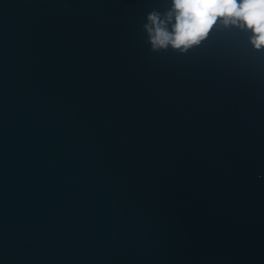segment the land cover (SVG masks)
<instances>
[{"label": "water", "instance_id": "1", "mask_svg": "<svg viewBox=\"0 0 264 264\" xmlns=\"http://www.w3.org/2000/svg\"><path fill=\"white\" fill-rule=\"evenodd\" d=\"M169 0H0V264H264V49Z\"/></svg>", "mask_w": 264, "mask_h": 264}, {"label": "clouds", "instance_id": "2", "mask_svg": "<svg viewBox=\"0 0 264 264\" xmlns=\"http://www.w3.org/2000/svg\"><path fill=\"white\" fill-rule=\"evenodd\" d=\"M166 11H151L143 28L153 51H186L201 43L220 22L251 32L264 49V0H169Z\"/></svg>", "mask_w": 264, "mask_h": 264}]
</instances>
